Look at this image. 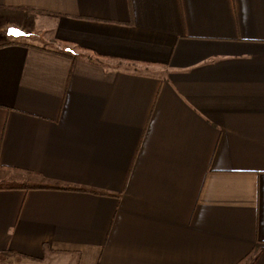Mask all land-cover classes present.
<instances>
[{"label": "crops", "instance_id": "obj_1", "mask_svg": "<svg viewBox=\"0 0 264 264\" xmlns=\"http://www.w3.org/2000/svg\"><path fill=\"white\" fill-rule=\"evenodd\" d=\"M0 26L10 263L264 264V0H0Z\"/></svg>", "mask_w": 264, "mask_h": 264}, {"label": "trees", "instance_id": "obj_2", "mask_svg": "<svg viewBox=\"0 0 264 264\" xmlns=\"http://www.w3.org/2000/svg\"><path fill=\"white\" fill-rule=\"evenodd\" d=\"M9 43H7V41H0V47L1 46H4V45H7ZM28 187H20V189H26ZM257 252H258V248L257 247H254L252 249V251L247 255L249 257H253V256H257ZM16 253H13L12 251H5V252H2L0 253V264H3L8 258L10 257H15ZM24 258V257H22ZM239 264V263H238Z\"/></svg>", "mask_w": 264, "mask_h": 264}, {"label": "water", "instance_id": "obj_3", "mask_svg": "<svg viewBox=\"0 0 264 264\" xmlns=\"http://www.w3.org/2000/svg\"><path fill=\"white\" fill-rule=\"evenodd\" d=\"M6 34L8 36H11V37H18V36H21L23 35V32L20 31L18 28H15V27H9L7 30H6Z\"/></svg>", "mask_w": 264, "mask_h": 264}, {"label": "rangeland", "instance_id": "obj_4", "mask_svg": "<svg viewBox=\"0 0 264 264\" xmlns=\"http://www.w3.org/2000/svg\"><path fill=\"white\" fill-rule=\"evenodd\" d=\"M1 27V26H0ZM4 35L3 36H0V40L1 39H4ZM19 38V37H18ZM17 38V39H18ZM56 258H61V257H56ZM10 259H12V257H10V258H8L3 264H13V263H10ZM9 261V262H8ZM59 261H61L60 259H59ZM58 260H54L53 261V263L50 261V262H46V264H59L60 262H59Z\"/></svg>", "mask_w": 264, "mask_h": 264}]
</instances>
